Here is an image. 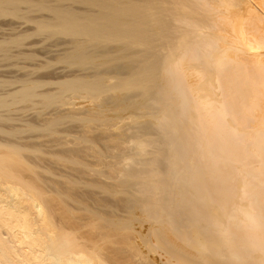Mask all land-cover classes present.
Returning a JSON list of instances; mask_svg holds the SVG:
<instances>
[{
  "label": "bare ground",
  "instance_id": "obj_1",
  "mask_svg": "<svg viewBox=\"0 0 264 264\" xmlns=\"http://www.w3.org/2000/svg\"><path fill=\"white\" fill-rule=\"evenodd\" d=\"M9 15L12 16L10 22L5 21ZM0 17L6 22L0 21V32L4 26L14 30L3 31L13 33L0 41L4 59L22 56L29 62L35 57L31 65H25L24 58L19 59L24 64H13L27 71L31 67L32 72L25 75L22 72L21 77L12 71L14 77L8 75L10 81L3 74L6 81L1 78L0 85L14 83L15 76L21 78H17L16 87L15 83L12 89V84L8 85L9 90L4 84L8 90H0V122L7 120V110L12 111L25 102L30 103L31 109L38 110L37 113L52 107H57V111L58 107L60 109L55 111L57 113H53V109L52 117L48 112L46 115L50 118L43 116L46 119L42 122L34 119L35 122H31L27 118L30 121L23 119L27 123L23 127L22 124L17 128L0 125V132H5L2 136L8 138L0 142V264H147L150 255L145 254V246L151 251H162V255L164 252L167 264H230L228 255H237V243L227 234L230 220L245 224L252 218L250 202L243 201L248 191L247 180L252 176L258 179V175L264 176V169L250 168L252 163L248 167L244 165L241 148L233 149L230 144L234 135L246 133L250 144V149L245 150L246 159H264V0H0ZM13 18L34 27L25 29ZM36 33L42 38L27 42V51L21 49L17 50L18 54L13 53L14 44L25 46L24 41ZM59 35L64 36L55 41L59 42L56 46L52 45L57 51L55 47L43 54L34 51ZM58 58L64 59L62 62H67L68 68L75 64L87 67L81 72H73L76 70L73 67L67 69L72 71L70 73L62 69L66 73L60 75L64 71L59 70L57 77L39 75L40 69L47 63L59 61ZM224 72L228 73L225 82L233 79L229 80L238 81L236 89L248 91L242 96L238 111L220 94L228 88L230 92L236 91L227 86L232 82L222 81L227 77V74L222 77ZM80 99L90 107L78 110L76 106L82 101L76 100ZM236 100L239 99H234L235 106ZM85 101L81 104H86ZM227 105L237 112L229 118ZM62 106L68 108L62 111ZM181 107L187 108L185 125L178 122L177 111ZM4 108L6 113L3 115L1 110ZM13 110L19 112L21 108ZM247 117L253 121L248 132L240 128ZM81 120L85 122L81 130L69 128L77 134L67 132L66 137H61L68 131L62 125ZM127 120L131 124L134 121L137 125L134 129L140 133L135 129L136 133L132 135V128L129 134L131 124L129 126ZM125 121L128 125L124 126ZM180 125H184V133L191 132L190 138L198 140L203 149L209 150L220 143L217 146L226 155L221 152L219 160L235 157L239 178L244 181L237 179L238 198L242 201L233 206L226 199H210L209 193L201 195L207 201V214L219 226L221 241L200 224L181 221V203L194 200L199 194L193 187L183 191L179 184L182 165L171 159L170 145L177 139L170 138L167 130L175 127V135L179 136ZM112 127H115L113 132L116 127L123 129L110 137L101 136L106 130L107 133L112 131ZM29 130L40 131L56 139L55 142L76 136L73 141H62H66L63 143L68 147L73 144L74 149L75 146L87 148L88 157L92 155L98 162L90 163L91 158L88 160L79 153L69 155L73 145L69 151L61 141L59 144L65 147L61 149L66 153L62 150L63 153L53 152V159L56 157L58 164L64 163L66 170L82 166L80 174L97 171L92 174L106 176L114 183L100 179L84 181L78 173L80 178L67 177L65 182L62 178L69 175L63 173L65 176L61 181L64 183L59 179L55 182L57 179L53 180L50 175L52 179H48L45 174L51 172L49 167L53 165L50 163L44 169V164L36 162L39 155H45L43 146L17 140ZM195 130L198 139H195ZM100 131L105 132L100 135ZM27 153H34L37 159H30ZM109 157L114 160L108 161ZM223 163L225 166L231 164ZM139 168L145 170L143 174H138L136 169ZM40 169L46 172L41 173ZM234 176L237 175L232 178ZM83 182L111 196L132 192L127 208L123 207L127 209L126 215L119 216L114 212L116 210L104 211L101 206L94 207L90 198L87 201L78 195L79 192L75 194L73 191ZM47 185L53 188L49 189ZM70 200L79 203L77 211L70 208L75 205H70ZM108 203L113 207L110 201ZM82 213L87 220L84 217L82 224L76 223ZM135 221L148 223L146 234L135 230ZM254 230L250 236L261 246L255 248L259 255H254L251 263L264 264V234L257 228ZM96 231L98 235H95ZM139 237H142V243L137 241Z\"/></svg>",
  "mask_w": 264,
  "mask_h": 264
},
{
  "label": "rangeland",
  "instance_id": "obj_2",
  "mask_svg": "<svg viewBox=\"0 0 264 264\" xmlns=\"http://www.w3.org/2000/svg\"><path fill=\"white\" fill-rule=\"evenodd\" d=\"M10 17L12 18V16L11 15H9V16H7V18L5 17V19L4 18H1L0 19V21H2V22H4V23H6L5 21H8V22H10ZM13 17H14V15H13ZM3 20H5V21H3ZM12 20V19H11ZM13 20L15 21L16 19L15 18H13ZM21 23H20V22ZM19 21H15V22H19L20 23V25L22 24H24V23H22V22H24V20H19ZM26 21V20H25ZM2 22H0V23H2ZM15 22H14V24H15ZM12 23V22H11ZM26 23H27V21H26ZM21 25V26H22ZM28 25H31V23L30 24H28L27 23V25L25 26V25H23L22 27H24L25 26V29H28V28H32V27H34V26H32L31 25V27H27ZM15 26H17V23H16V25ZM20 26V27H21ZM5 28H3L4 30L5 29H7V26H4ZM19 27V24H18V26L16 27V28H18ZM9 28H11V26H9ZM9 28L7 29V31H11V32H13L14 30L12 29V30H9ZM13 28V27H12ZM2 29V30H3ZM19 29V28H18ZM23 28H21L20 30L21 31H23L22 30ZM24 29V30H25ZM1 30V29H0ZM3 30V31H4ZM19 30V31H20ZM3 31H1L0 32V34L1 33H3L4 34V36L2 35V36H0V41L4 38V37H6V36H9V35H11V34H13V33H11L10 34V32H3ZM6 31V30H5ZM34 32V31H33ZM6 33V34H5ZM14 34H15V32H14ZM35 36V37H34ZM60 36V35H59ZM62 36H64V35H61L60 37H55V39L54 38H52V40L50 39V40H47L46 42H44V43H42V44H44L43 46H41V47H38V48H36L34 51H38V52H40L39 54H43V53H46L47 51H53L54 50V47L56 46L55 44L56 43H59V42H55V41H58V39H62ZM30 37V39L29 38H27L25 41H24V44L23 45H25V43H27V42H30V43H32V42H34V41H37L38 39H39V37H40V39L42 38L38 33H36V35H33V36H29ZM67 37V36H66ZM64 38V37H63ZM36 39V40H35ZM64 39H66V38H64ZM67 39H69V37L67 38ZM33 40V41H32ZM32 41V42H31ZM60 41V40H59ZM13 44H11V46H12ZM27 45H29L28 43L25 45V46H20V44H17V46H15V44H14V46H12V49L14 50L13 51V53H15V54H18V52L21 50V49H23L24 51H27L26 50V48L28 47ZM39 45H41V44H39ZM52 45H55L54 47L52 46ZM55 49H56V51L58 50L57 49V47H55ZM17 50H19V51H17ZM55 51V52H56ZM54 53V52H53ZM2 53H0V56H3V55H1ZM18 57V58H17ZM12 56V58L10 59V57L7 59V57H6V59H4L5 58V56H3L2 58L4 59V60H1L0 59V80H2L1 78H5L4 77V75L6 76V79L7 80H9V76L12 78V77H14V73H15V75L18 73L19 74V76L21 75L20 73H22V74H26V73H29V71L30 72H32L31 71V67L28 69V71H27V69H20L19 67H15L13 64H15V63H18L19 65L20 64H24L23 63V61H22V59L24 58V57H19V56ZM56 57V56H55ZM20 58H22L21 59V61L19 60ZM35 58V57H34ZM33 58V59H34ZM40 57H38L37 59H39ZM62 58V57H61ZM64 58V57H63ZM26 58H24L23 60H24V62H25V65L26 64H32V62L35 60H33L32 58H30L29 60L31 61H29V62H26V60L28 61V58L25 60ZM32 59V60H31ZM59 59V61L57 60H55V61H53L52 63H47V65L45 66V68H43L42 70L40 69V71L38 72L39 73V75H45V74H47V75H49V74H51V75H53V76H51V75H49V76H51V77H57L56 75H58V73H60L61 71H69V70H67V69H73V68H76V70H73V72H81L84 68H86L87 66L85 65V64H75V65H70V66H72L71 68H68V66H67V62L66 63H63V62H65V58L64 59H61L62 61H60V58H58ZM18 60H19V62H21V63H19L18 62ZM40 60H41V58H40ZM44 61V62H43ZM43 61H41V63L43 62V63H45V61L46 60H43ZM30 64V65H31ZM66 64V65H65ZM69 65V64H68ZM16 66H18V65H16ZM66 66V68H64ZM74 66H76V67H74ZM112 69H113V67H111ZM62 69H64V70H62ZM16 70H18V71H16ZM33 70V69H32ZM59 70H61V71H59ZM111 70V69H110ZM12 71H15L14 73L12 72ZM20 71V72H19ZM57 71H58V73H57ZM61 72L60 73V75H62L63 73H66V72ZM111 71H114V70H111ZM110 71V72H111ZM56 72V73H55ZM70 72H72V71H69V73ZM42 73V74H41ZM54 73V74H53ZM112 73V72H111ZM4 74V75H3ZM10 74H12V75H10ZM17 74V75H18ZM227 74V77H225V75ZM9 75V76H8ZM59 75V76H60ZM19 76H15L16 78H14L15 79V84L14 83H12L11 82V84H12V87L8 84V83H10V82H7V84L6 83H4L5 85H6V87H8V85L10 86V89H12L13 88V86L15 85V87L17 86V84H16V80H19V79H17V78H21L22 77V75H21V77H19ZM222 77H225L224 79L222 78V81L224 82V83H226L228 80H226V82H225V79H227L228 78V73L227 72H224V75L222 76ZM229 77H230V75H229ZM14 79H12L11 81H13ZM221 79V78H220ZM5 80V79H4ZM230 80H233V79H230ZM229 80V81H230ZM6 81V80H5ZM4 81V82H5ZM10 81V80H9ZM228 81V82H229ZM235 81V80H234ZM234 81H230V82H232V83H234V86L232 85V83H231V85L229 84V83H227V86L228 87H231L232 89H231V91L232 90H235L236 88H235V84L237 85V86H239L238 85V81H236V82H234ZM0 83H2V82H0ZM4 84H1L0 85V90H2L3 91V89L6 91V90H8L9 89V87H8V89L6 88H4ZM14 84V85H13ZM233 86V87H232ZM233 88H235V89H233ZM9 89V90H10ZM45 89H47V88H45ZM229 89L230 88H228V89H223V91H221L220 92V94H221V96L222 97H224L223 99H226L227 101H229L230 100V102L231 103H229V104H231L230 106H233L234 108H232L231 107V109H229V105H227L228 107H226L227 109V111L229 112V115H228V117L227 118H229V117H231L232 115H234V113H237L236 111H234V110H236L237 109V111L239 110V108H237L238 106H241V99H243L242 98V96L243 95H245V93H247L248 91H246V92H242V90H240V89H236V91H233V92H230L229 91ZM229 92H228V91ZM240 90V91H239ZM5 91H3V92H5ZM239 92V93H238ZM231 93V94H230ZM236 95H235V94ZM243 93V94H242ZM227 96V97H226ZM241 96V97H240ZM234 99H239L238 100V102H240V105L238 104V102H237V100H236V102H237V104H236V106H235V101H234ZM77 102L78 101H82V102H84L82 99H80V100H76ZM82 102H80V104L78 103L77 105H80V106H76V108H78V110H79V108L81 107V109H83L82 107H86L87 108V106L89 105V103H87L86 101V104L84 103V105H82L83 103ZM233 102H234V104H233ZM26 104H24V103H22L21 105H18L20 108H21V110L19 111V112H15L16 110H13V109H15V107L16 108H18L19 109V107L18 106H15L13 109H12V111H11V109H9V111L7 110L6 111V108H4L3 110H1V111H3L2 113H3V115L6 113V112H8V113H6V118H7V120L5 119V121L4 120H2V123L4 124H2L1 122H0V125H1V127H3V128H7V127H5V126H7V125H9V127L8 128H13V126L14 127H18V125H20V127H21V124H22V127L23 126H25L27 123H24V120L23 119H26V120H28V119H30L31 120V122H33L34 120L36 121V122H42V121H44L43 119H46L47 117L48 118H50V117H52V112L53 113H57L60 109H59V107H58V111L55 109V108H57V107H55V108H50V109H46V110H42V111H40L39 113H40V115H39V113H37L38 112V110H35V109H31V105H30V103L28 102H25ZM82 103V104H81ZM29 104V105H28ZM91 105H92V103H91ZM27 106H29L30 108H27ZM84 107V109L83 110H85L86 108ZM89 107H90V105H89ZM63 108H65L64 106H62L61 107V109H62V111H64V110H66V108H68V106H66V108L63 110ZM24 111H23V110ZM53 109H55L54 111H52ZM229 109V110H228ZM234 109V110H233ZM4 110L6 111V112H4ZM18 111V110H17ZM52 111V112H51ZM55 111H57V112H55ZM217 111V110H216ZM216 111H214V112H216ZM234 111V112H233ZM10 112H14L12 115H10L9 113ZM50 113L51 115H50V117L49 116H47L46 114L47 113ZM226 112V111H225ZM49 113H48V115H49ZM216 113H218V112H216ZM219 113H222V112H219ZM227 113V112H226ZM7 114H9L10 116H12V117H10L9 115H7ZM42 114H44V115H42ZM42 115V116H41ZM10 117V119L8 120V118ZM46 117V118H44V117ZM251 117V116H250ZM250 117H247L244 121H242V125H241V127L240 128H244V129H246V131L248 132V131H251V129H252V118H250ZM28 118V119H27ZM250 118V119H249ZM34 119V120H33ZM23 120V121H22ZM30 120H28L27 122H29ZM4 121V122H3ZM7 121V122H6ZM34 121V122H35ZM130 120H127V122H128V124L130 123L131 124V122H129ZM70 122H72V121H70ZM70 122H68L67 121V123L66 124H64V125H62L61 127L63 128V129H67L68 131H66V134L64 135L63 134V136H61V137H66V135H67V132L69 133L70 132V134H71V132H72V135H74L73 133H75V134H77L76 132H73V130L74 129H76V127H77V129H79V130H81L82 129V126H84V124H85V122H83L82 120L81 121H76L75 123H70ZM127 122L125 121V123L123 124V122H122V124L125 126V125H128L127 124ZM247 122H249L248 124H247ZM84 123V124H83ZM134 123V121H132V124H131V127L130 128H128L129 126H130V124H129V126H127V127H125L126 129H125V131L126 130H130L129 131V134H130V132H132V128H133V132H132V135L133 134H135L136 132L137 133H140L136 128V132H135V129H134V127L136 126L137 127V125H135V124H133ZM236 123V124H235ZM235 125L236 126H238L239 124H238V122L237 121H235ZM7 124V125H6ZM24 124V125H23ZM233 124V125H234ZM74 125V126H73ZM122 125V126H123ZM132 125H133V127H132ZM246 125V126H245ZM72 126V127H71ZM124 126H123V128H124ZM121 127V126H120ZM61 128V129H62ZM72 128H74L72 131H70V129ZM114 128L115 127H112V131H110L109 130V132L107 133V130H106V133H104L105 135H101V134H103L102 132H105V131H100L101 133H99L102 137H105L106 138V136H112V135H116V134H118V133H120L119 131H122L121 129H123V128H118L117 129V127H116V129H115V131L113 132V130H114ZM128 128V129H127ZM76 129V130H77ZM79 130H77V132L79 131ZM75 131V130H74ZM113 132V133H112ZM118 132V133H117ZM5 133V132H4ZM4 133H2V131L0 132V142H4L5 140H7L8 138L7 137H5V136H2V135H5ZM40 131L39 132H32V131H26L25 133H23V135H21V137L23 138H21V140L19 139V137H18V139H17V137H15L17 140H19V142H24V143H28V144H33V145H37V144H40V146L42 145L43 147H41V148H43V151H44V154L45 155H39V157L38 158H40V159H38L36 162H38V164H40V165H45V166H43V168L45 169V167L46 168H48V166H49V164L51 163L52 165H53V167H56V168H54L53 169V167L51 166V167H49V168H52L53 170H55V172L51 169V172L53 173V174H49V173H51V172H48V174H45L46 176H47V178L49 177L50 179H52L53 178V180H56L55 182H58L59 180V182H62V181H64L65 182V178H69V177H78V178H80L78 175H81L82 176V178H80L81 180L83 179L84 181H88V182H91L92 180H94V181H96L97 179H98V181H99V179L100 180H102L103 182H105V183H107V181H108V184H111V181H113V180H111V179H107V177L105 178V177H103L102 175H101V177H97V176H100V175H98V174H92V173H94V172H97V171H91V172H85V171H82V173L80 174V172H81V167L82 166H75V168L73 167V170L71 169V167L68 169V170H66L67 168L66 167H64L65 165H64V163H63V165H61L62 163L60 162V164H58L59 162L57 161L58 159L55 157L54 159H53V155H51V153H53V154H56L57 153V151H59V152H62L63 151V149H65V147H68V145L66 146L64 143H66V141H62V140H65V139H63L62 138V140H58V142H55L54 140H56V139H54L53 137H49V136H46V135H44L43 133H40ZM96 133H98V131L96 132ZM69 134V135H70ZM96 136L98 135V134H95ZM237 135V134H236ZM236 135H234L233 137L235 138H233L234 139V141L233 142H230V144H232L231 145V147L233 148V149H240L241 148V151L243 152H241L240 150V152H241V155H242V158H244L243 159V163H245L244 165H250L251 163V165H250V168H260V169H264V159H255L254 157L253 158H251L250 160L249 159H246V157H248V156H246L245 154H247L246 153V151L245 150H248V149H250V144L247 142V136H246V133H245V135L243 136V135H238L237 137H236ZM7 136V135H6ZM40 136H42V137H40ZM45 136V137H44ZM71 136V135H70ZM68 136V138L66 139V140H68L69 141V139H71L70 141H73L74 139H75V137L76 136ZM109 136V137H110ZM151 136H153V135H151ZM40 137V138H39ZM73 137H74V139H73ZM156 137H157V135H156ZM2 139H5V140H2ZM238 139V140H237ZM242 139V140H241ZM17 140H15L16 142H17ZM241 140V141H240ZM59 141H61L62 142V144L65 146L64 148L62 147V145H60L59 143H61V142H59ZM67 141V142H68ZM236 141H238V145H237V142ZM64 142V143H63ZM245 142H247L248 144H246ZM23 144V143H22ZM218 144H220V143H218ZM240 144V145H239ZM244 144V145H243ZM73 145V144H72ZM72 145H69V147H68V150L72 147ZM246 145L247 146H249L248 148L246 147ZM246 149H245V148ZM61 148H63V149H61ZM84 148V147H83ZM67 149V148H66ZM73 151H72V153H71V151L68 153L69 155H71V154H73V153H75V154H80V156H85L88 160L90 159V161H88V162H94V163H96V162H98V161H95V160H97V159H94L93 157H92V155H90V157H88V155L87 154H90V152H89V150H87L86 151V149L87 148H85V150L84 149H82V147H76L75 146V149H74V145H73V148H71ZM78 149H80V150H78ZM243 149V150H242ZM60 150H62V151H60ZM74 150H75V152H74ZM67 151V150H66ZM80 151V152H79ZM83 151V152H82ZM219 152V154H221V152L223 153V155L225 156L226 155V153L224 152V151H221V150H218ZM245 151V152H244ZM56 152V153H55ZM58 152V153H59ZM63 152H65V151H63ZM62 152V153H63ZM77 152V153H76ZM89 152V153H88ZM66 153V152H65ZM67 154V155H68ZM78 154V155H79ZM82 154V155H81ZM86 154V155H85ZM29 155V158L31 159V158H34V153H27V156ZM30 155L31 156H33V157H30ZM36 155V154H35ZM224 158V157H223ZM222 158V159H223ZM36 159H37V155H36ZM35 158H34V161L36 160ZM57 159V160H56ZM93 159V160H92ZM235 159V157H232V158H227L225 161L226 162H228V161H233ZM42 161V163H41V161ZM56 160V161H55ZM107 160H108V158H107ZM110 160H114V159H110V157H109V160L108 161H110ZM249 160V161H248ZM56 162V163H55ZM50 164V165H51ZM254 164V165H253ZM261 164V165H260ZM57 165V166H56ZM239 165V164H238ZM64 167V168H63ZM248 167V166H247ZM76 168H78V169H76ZM75 169H76V171H75ZM162 169H164V167L162 168ZM42 169H40V171H41ZM65 170V171H64ZM69 170H71V171H69ZM82 170H83V167H82ZM80 171V172H79ZM136 171H138V174H143L142 172L143 171H145L143 168H142V170L139 168V169H136ZM136 171H135V173H136ZM139 171H141V172H139ZM42 172H46V171H41V173ZM66 172V173H65ZM74 174H73V173ZM84 172V173H83ZM240 172V171H239ZM238 171H235V175H237L236 177L234 176V178L231 180L232 182L231 183H235V181H237V179L239 178V175H240V173H239ZM62 173V174H61ZM66 174V175H69V176H66V177H64L65 175L64 174ZM77 173H78V175H77ZM98 173V172H97ZM237 173V174H236ZM238 173H239V175H238ZM43 174V175H44ZM72 174V175H71ZM89 174V175H88ZM92 174V175H91ZM42 175V176H43ZM44 175V176H45ZM48 175H50V176H48ZM94 175V176H93ZM46 176L44 177V179H46ZM61 176V177H60ZM93 176V177H92ZM58 177H60V178H58ZM62 177H64V178H62ZM88 177V178H87ZM103 177V178H102ZM263 177L264 176H262L261 175V181L263 182L262 183V185L261 186H259V187H257V188H260L261 189V194H260V203H259V205H260V207L262 208V210H263V212H264V179H263ZM48 178V179H49ZM63 180H62V179ZM77 178V179H78ZM95 178V179H94ZM48 179H46V180H48ZM59 179V180H58ZM88 179V180H87ZM45 180V181H46ZM52 180V181H53ZM62 180V181H61ZM91 180V181H90ZM239 181L241 180L240 178L238 179ZM50 181V182H49ZM257 180H254V184L255 183H257L256 182ZM54 182V181H53ZM64 182H62V183H64ZM48 183H50L51 184V180H48ZM112 183H114V181L112 182ZM52 185H53V183H52ZM51 185V186H52ZM51 186H46L47 188L48 187H50L49 189H51ZM80 187V188H79ZM82 187V188H81ZM84 187V188H83ZM52 188H53V186H52ZM78 188V189H77ZM90 188V189H89ZM253 188V191H255L256 190V188L253 186L252 187ZM76 191H73L74 193L76 192V193H78V195L80 194V197H83L85 200H87L88 201V199H89V202L90 203H92V204H94L93 206L94 207H96V206H98L97 208H99L100 206L102 207V210H104V211H109V212H111V211H113V210H116V211H114L117 215H119V216H124V215H126V211L125 210H127V209H125V208H123V207H125L126 206V208H127V206H128V204H129V202L131 201V199H132V197H131V199H129L130 198V196H132L133 195V193L132 192H126V193H128V194H118V196L116 195H112L111 196V194H109V193H105V191H103V190H100V189H97V188H92V187H90L88 184H87V182L85 183V182H83V183H80L76 188ZM79 189H81V190H79ZM84 189V190H83ZM86 190V191H85ZM88 190V191H87ZM100 190V191H99ZM81 191H82V193H81ZM97 192H99V193H97ZM104 192V193H103ZM134 192V191H133ZM75 193V194H76ZM129 194H130V196H129ZM87 195V196H86ZM92 195V196H91ZM106 197H105V196ZM109 195V196H108ZM119 195H120V197H119ZM123 195V196H122ZM126 196V197H125ZM127 196H128V198H127ZM86 197H88V198H86ZM94 197V198H93ZM96 197H98V198H96ZM105 197V198H104ZM44 198V197H43ZM46 198V197H45ZM93 198V199H92ZM109 198V199H108ZM112 198V199H111ZM115 198V199H114ZM123 198V199H122ZM93 201H92V200ZM97 199H98V201H97ZM108 200V201H107ZM117 200V202H118V200H119V202L117 203V202H115ZM103 201H107L106 202V204L103 202ZM110 201V203H112V205H113V207L108 203ZM94 202V203H93ZM115 204H114V203ZM70 205H72L73 203L75 204L76 202L74 201H72V203H71V200H70ZM97 203V204H96ZM102 203H104V205H102ZM107 203H108V205H107ZM117 203V204H116ZM96 204V205H95ZM106 205V206H105ZM110 205V206H109ZM115 205V206H114ZM120 207H119V206ZM122 205V206H121ZM124 205V206H123ZM79 206V207H78ZM73 207V210H75V211H77L79 208H80V205H79V203H77V204H75V205H72L70 208H72ZM111 207H112V209H111ZM114 207H115V209H114ZM119 207V208H118ZM75 208V209H74ZM78 208V209H77ZM106 208V209H105ZM118 208V209H117ZM101 209V208H100ZM120 209V210H119ZM124 209V210H123ZM123 215H122V214ZM114 214V213H113ZM80 215H82L80 218H78L77 220H75L76 221V223H80L81 222V224L83 223L82 221H84V220H82V218L84 219V217L86 218V220H87V216H85L83 213L82 214H80ZM79 215V216H80ZM84 215V216H83ZM56 219V221H58L57 219L58 218H55ZM263 221H264V218H261ZM85 220V221H86ZM142 224L141 222H138V221H135L134 222V227H136L137 229H135L137 232H138V230H139V232L140 233H143L142 235H144V234H146L147 232H146V230H147V228H148V223H144V224H142V225H140V224ZM135 224H136V226H135ZM145 229V230H144ZM261 231H264V228L261 230ZM97 232V231H96ZM95 232V235H98V232L96 233ZM138 232V233H139ZM145 232V233H144ZM139 235V234H138ZM141 235V234H140ZM139 235V236H140ZM140 239V240H139ZM142 239V237H139V238H137V241L139 242V243H142L141 241L143 240H141ZM146 247V246H145ZM145 247H143L144 248V251L146 250V252L147 253H145V254H147V256H149V257H147V264H167V256H166V254L163 252V255H162V251L159 253V252H157V251H151V250H149V248H145ZM125 255V254H124ZM128 255V253L125 255V256H127ZM166 256V257H165ZM139 259V258H138ZM138 259L136 258V260L138 261ZM149 259V260H148ZM216 261V260H215ZM150 262V263H149Z\"/></svg>",
  "mask_w": 264,
  "mask_h": 264
},
{
  "label": "water",
  "instance_id": "obj_3",
  "mask_svg": "<svg viewBox=\"0 0 264 264\" xmlns=\"http://www.w3.org/2000/svg\"><path fill=\"white\" fill-rule=\"evenodd\" d=\"M186 109V107H181L180 110L177 111L180 120L178 122L184 125L186 123L184 119ZM184 125L179 126V136L175 135L177 133L175 127L167 130V134L170 138L177 139V142L170 145L171 156L173 155L171 159L173 161L176 160L180 166L182 165L183 170L179 175V184L183 191H187L186 189L193 187L200 196L197 195L196 199H190L189 201L185 200L181 203V221L200 224L204 229L217 235L218 240L221 241V233L220 230L217 229L219 226H216L215 221L207 214V201L204 198L202 199L201 195L203 196L209 193L210 199L214 201L226 199L232 206L235 202L242 201V199L238 198V181H235L236 183H231L235 171L240 170L237 169L238 166L234 163V160L228 161L231 163L228 166L223 165V162L227 158L224 157L219 160V157L222 156H219L218 144H215L211 149L207 150L199 145L197 142L198 140L193 141L190 138L191 132H183L182 126ZM194 133L195 139H198L196 137L198 131L195 130ZM258 177L259 179L253 176L248 178V191L243 196V201H248L251 204L252 218L247 220L245 224H241L233 219L230 220L231 222L227 234L230 240H235L237 243V255L232 256L230 254L227 257L230 264H249L253 261L254 255H259V253H255V248L261 246V243L258 240L255 241L251 237L256 228L258 232L264 234V231H261L264 228V221L261 219L264 218V212L259 205L261 189L257 188L262 185V181L260 178L261 176L258 175ZM254 180H257V183L254 184ZM240 181L244 182L242 180ZM253 186L256 188L255 191H253ZM230 213L232 214L233 211L231 210Z\"/></svg>",
  "mask_w": 264,
  "mask_h": 264
}]
</instances>
